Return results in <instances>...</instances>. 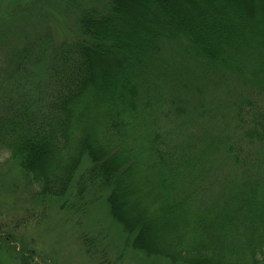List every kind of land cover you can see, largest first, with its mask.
<instances>
[{
	"label": "trees",
	"instance_id": "trees-1",
	"mask_svg": "<svg viewBox=\"0 0 264 264\" xmlns=\"http://www.w3.org/2000/svg\"><path fill=\"white\" fill-rule=\"evenodd\" d=\"M258 11L245 0L84 9L78 38L6 55L0 151L41 198H63L75 182L80 198L100 193L135 251L170 264H264ZM102 66L111 69L98 85ZM211 76L238 81L247 98L229 92L215 110L213 94L196 101Z\"/></svg>",
	"mask_w": 264,
	"mask_h": 264
},
{
	"label": "rangeland",
	"instance_id": "rangeland-1",
	"mask_svg": "<svg viewBox=\"0 0 264 264\" xmlns=\"http://www.w3.org/2000/svg\"><path fill=\"white\" fill-rule=\"evenodd\" d=\"M245 1H252L254 8L260 10L255 13L264 16V0ZM109 2L0 0V69L8 62L6 55L26 50L30 42L46 41L55 51L61 43L78 38L75 30L79 12L90 7L102 9ZM100 68L98 85L111 69ZM211 77V81L202 80L193 89L196 101L206 100L209 105L207 98L213 94L215 110L220 99L231 103L229 92L237 90L239 96L247 98L236 87L238 81ZM91 93L99 102L98 92L91 89ZM96 113L95 110L93 115ZM213 114L220 122V112ZM86 168L82 167L78 176ZM75 185L63 198H41L34 188L28 187L9 153L0 151V264H170L163 258L133 250L100 193L88 190L80 198ZM133 210L135 216L141 215Z\"/></svg>",
	"mask_w": 264,
	"mask_h": 264
}]
</instances>
